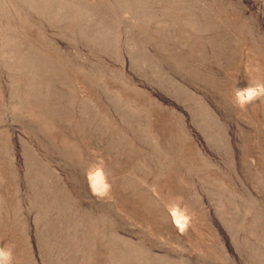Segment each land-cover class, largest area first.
Returning <instances> with one entry per match:
<instances>
[{
	"label": "rangeland",
	"instance_id": "374dc122",
	"mask_svg": "<svg viewBox=\"0 0 264 264\" xmlns=\"http://www.w3.org/2000/svg\"><path fill=\"white\" fill-rule=\"evenodd\" d=\"M264 0H0V247L12 264H264Z\"/></svg>",
	"mask_w": 264,
	"mask_h": 264
},
{
	"label": "clouds",
	"instance_id": "9594fccd",
	"mask_svg": "<svg viewBox=\"0 0 264 264\" xmlns=\"http://www.w3.org/2000/svg\"><path fill=\"white\" fill-rule=\"evenodd\" d=\"M264 101V82L246 85L233 92L234 107L245 110L249 105ZM0 264H12V251L0 247Z\"/></svg>",
	"mask_w": 264,
	"mask_h": 264
}]
</instances>
